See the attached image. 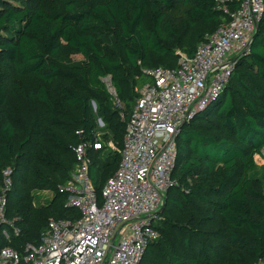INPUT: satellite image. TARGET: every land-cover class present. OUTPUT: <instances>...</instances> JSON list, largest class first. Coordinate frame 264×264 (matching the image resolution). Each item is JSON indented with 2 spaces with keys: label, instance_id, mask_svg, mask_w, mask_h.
<instances>
[{
  "label": "trees",
  "instance_id": "16d2710c",
  "mask_svg": "<svg viewBox=\"0 0 264 264\" xmlns=\"http://www.w3.org/2000/svg\"><path fill=\"white\" fill-rule=\"evenodd\" d=\"M175 7L184 8V17L169 14ZM227 19L217 9V0H0V175L8 168L13 171L7 217L21 228V234L10 241L0 238V248L10 246L24 253L27 244L40 242L51 219L80 218L77 209L67 206L68 193L62 187L60 192L56 178L43 174L37 166L33 151L28 158L23 154L24 146L41 127L40 110L30 109L40 104L52 124L60 116H70L66 104L76 109L79 126L72 145L50 126L43 127V134L61 148L71 149L92 139L99 129V119L109 129L104 138L123 148L138 90L151 83L144 69L177 68V50L192 56L205 36ZM189 35L190 41L185 42ZM109 39L116 40L123 55L104 52L105 40ZM61 41L79 51L84 60L77 65L66 63ZM152 54L177 58V62L157 60V65H152ZM249 64L255 74L248 69ZM20 77L36 78L41 84L30 87L17 80ZM62 77L73 79L92 95L97 108L90 95L73 86L62 85L57 88L58 95L52 96L51 86ZM105 78L110 79L115 93L109 90ZM13 95L25 105V125L9 110ZM116 99L120 104L126 102L125 106H119ZM205 122L214 124L217 134L206 132ZM78 131H83L82 137ZM21 132L25 137L19 141ZM177 149L173 172L177 184L168 190L167 203L180 210L207 205V219L214 220L217 215L227 227L223 237L229 251L227 245L199 235L192 249L191 237H182L173 245L169 241L160 244L162 234L166 238L169 231L157 226L160 238L149 245L142 261L158 250L157 264H247L245 256L264 262V180L253 174L256 156L264 149V15L249 52L238 59L225 90L184 125ZM36 155L39 163L60 165L59 178L63 186L68 184L69 172L76 166L74 151L70 167L59 164L45 146ZM113 156L111 150L93 155L91 176L99 200L122 157L118 161L117 155L115 160ZM107 166L113 168L100 181L99 172ZM2 181L0 176V189ZM17 182L25 190L19 191ZM45 186L54 188L56 196L36 206L31 192ZM163 245L168 246L167 251Z\"/></svg>",
  "mask_w": 264,
  "mask_h": 264
},
{
  "label": "built area",
  "instance_id": "2783aa9c",
  "mask_svg": "<svg viewBox=\"0 0 264 264\" xmlns=\"http://www.w3.org/2000/svg\"><path fill=\"white\" fill-rule=\"evenodd\" d=\"M217 9L227 22L207 34L192 56L177 50V68L144 69L151 83L139 90L118 169L106 181L102 200L91 176L93 155L115 145L97 130L92 139L74 147L76 166L62 187L68 193L67 206L77 209L80 218L51 219L40 242L27 244L24 253L0 248V264L141 263L149 245L160 238V210L177 184L178 133L225 90L238 59L250 50L264 0H217ZM98 124L105 125L101 119ZM77 134L82 137L83 131ZM12 174L11 168L3 170L0 189V238L7 241L21 234L7 217Z\"/></svg>",
  "mask_w": 264,
  "mask_h": 264
},
{
  "label": "rangeland",
  "instance_id": "374dc122",
  "mask_svg": "<svg viewBox=\"0 0 264 264\" xmlns=\"http://www.w3.org/2000/svg\"><path fill=\"white\" fill-rule=\"evenodd\" d=\"M169 14L180 18L184 17V8L182 7H175L169 11ZM191 39V35L187 36L185 39V42H189ZM104 52L109 54V55H123V50L120 48V46L117 44L115 39H109L105 40L104 44ZM61 55L63 59L68 63L69 65H77L80 64L83 60L84 57L83 55L71 48L69 45H67L64 41H61ZM160 61L161 63H166V62H177V58L173 59H168L165 57H160L156 54L151 55V64L152 65H157L156 62ZM236 69V68H235ZM248 69L250 70L251 73L255 74V69L252 65H248ZM17 80L28 84L30 87H38L41 84V81L36 79V78H29V77H20L17 78ZM107 86L109 87V90L114 93L115 89L112 86V83L110 82L109 78H105ZM62 85H67V86H73L77 90H79L82 93H87L90 95L87 91L81 89L77 83L73 79H68L62 77L59 81L54 83L51 88H50V93L52 96L58 95L57 88L62 86ZM125 91H127V87L125 86ZM128 93V91H127ZM136 95L134 94L133 101L135 99ZM90 98L92 99V104L94 106V103L97 106L96 100L93 98L92 95H90ZM130 99V96H128L127 100ZM126 102H123L119 106H125ZM67 108L70 111V116H60L59 121L52 124L51 122L48 121L45 113H44V108L40 105L37 104L36 108H31L30 112L33 110H40L41 113V127L37 128L32 135L30 141L24 146L23 149V154L25 155L26 158L31 155L32 151L36 156L37 159V166H40L41 171L43 174L57 180V186L60 190L61 187H63V181L59 178V172L58 168H60V165H50L48 163H39V159L36 154H38L42 148V146H45L48 151H50L54 157L59 161V164L68 166L70 167L71 161H72V152L74 151V147L71 149L66 148V147H59L55 145L52 141L48 139L47 136L43 134V127L44 126H50L56 133L60 134L64 142L66 144H73L74 142V131L76 128L79 126L77 123L78 120V113L76 112V109L67 105ZM9 110L14 112V118L18 120L21 124L25 125L26 124V117L24 116L25 113V105L19 101L18 97L16 95H13L10 99L9 102ZM123 118V116L121 115ZM194 120V118H193ZM207 125L206 132L209 133H216L215 131V125L210 123V122H205ZM105 124V123H104ZM109 132V129L106 125L104 127L100 128V134L104 135ZM25 137L24 133H20L18 136V140L21 141ZM115 147L111 149L113 158L115 160L116 155L118 158V161L120 160L121 156V149L122 145H117L114 140H110ZM104 160V159H101ZM113 161V160H112ZM256 161H257V168L255 172L253 173L256 177L262 178L264 180V149L260 155L256 156ZM23 163L25 164H30L28 163L27 159H22ZM118 163V162H117ZM116 163V164H117ZM113 166L109 167L107 166L102 172H99V178L100 181H103L102 177L106 176L111 170ZM72 174L71 170L69 174ZM3 173L1 172V178L3 179ZM35 174V173H33ZM34 180L33 177L30 179V183ZM102 183V182H101ZM16 187L19 191L25 190V186H23L21 183L17 182ZM62 190V188H61ZM60 190V192H61ZM33 202L36 206L39 205H44L47 204L49 201L53 200L56 196V191L54 188L50 187H41L38 189H35L31 192ZM167 196V194H166ZM207 205H202V204H197L196 206L193 205L192 207H189L187 210H180L177 207L173 205H169L166 201V197L164 199V203L161 207L160 214H161V219L158 221L157 226H160L161 228H166L169 231L168 237L165 238V235L162 234L163 239L161 240L160 244L165 241H169L170 245H173L177 242L182 241V237H191L192 243H191V249L194 246V240L196 236H203L204 238L210 239L214 242L217 243H222L227 245V250L229 251V245L227 242L225 243V236L223 237L224 234H226V225L221 219V217L216 216L214 220L207 219L208 213L206 212ZM16 216V214H14ZM164 219V220H163ZM163 220V221H162ZM244 233L245 231H241ZM161 235V234H160ZM168 246L163 245V250L167 251ZM158 251V250H157ZM157 251L153 252L151 255H148L145 260L141 261L143 264H157L156 260H159V255ZM245 262L247 264H262L264 263L261 260L255 259L253 257L245 256Z\"/></svg>",
  "mask_w": 264,
  "mask_h": 264
},
{
  "label": "water",
  "instance_id": "95a60500",
  "mask_svg": "<svg viewBox=\"0 0 264 264\" xmlns=\"http://www.w3.org/2000/svg\"><path fill=\"white\" fill-rule=\"evenodd\" d=\"M252 43H253V40H252ZM252 43H251V45H252ZM94 108H95V109L97 108V106H96L95 103H94ZM179 134H180V131H179V133H178V136H179Z\"/></svg>",
  "mask_w": 264,
  "mask_h": 264
},
{
  "label": "crops",
  "instance_id": "0c3cea01",
  "mask_svg": "<svg viewBox=\"0 0 264 264\" xmlns=\"http://www.w3.org/2000/svg\"><path fill=\"white\" fill-rule=\"evenodd\" d=\"M140 90V89H139ZM139 90H138V92H139ZM99 125V124H98ZM98 130H100V128L98 129Z\"/></svg>",
  "mask_w": 264,
  "mask_h": 264
}]
</instances>
